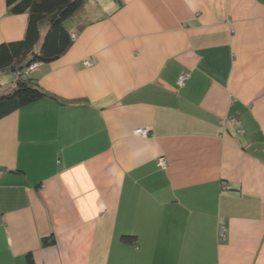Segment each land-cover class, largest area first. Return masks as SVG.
I'll return each mask as SVG.
<instances>
[{
  "label": "crops",
  "instance_id": "crops-1",
  "mask_svg": "<svg viewBox=\"0 0 264 264\" xmlns=\"http://www.w3.org/2000/svg\"><path fill=\"white\" fill-rule=\"evenodd\" d=\"M90 5L0 120V264H264V0Z\"/></svg>",
  "mask_w": 264,
  "mask_h": 264
},
{
  "label": "trees",
  "instance_id": "trees-1",
  "mask_svg": "<svg viewBox=\"0 0 264 264\" xmlns=\"http://www.w3.org/2000/svg\"><path fill=\"white\" fill-rule=\"evenodd\" d=\"M89 1L6 0L11 15L27 14L29 22L23 40L0 45V73L13 76L10 90L0 93V120L45 97L57 99L46 92L32 74L25 73L33 65L60 59L73 47L76 41L73 34L80 32L81 19L91 13ZM71 24L77 25V31L71 32ZM133 239L124 236L122 241ZM55 243L53 235L42 240L43 246Z\"/></svg>",
  "mask_w": 264,
  "mask_h": 264
},
{
  "label": "built area",
  "instance_id": "built-area-1",
  "mask_svg": "<svg viewBox=\"0 0 264 264\" xmlns=\"http://www.w3.org/2000/svg\"><path fill=\"white\" fill-rule=\"evenodd\" d=\"M73 38L77 39V34L76 33L73 34ZM84 65L86 67H91L93 65V63L91 61H86V62H84ZM35 67H36V65L31 66L26 71L25 74L27 76L31 75L33 73ZM188 78H189V75L188 74H186V73L181 74L179 76V78H178V82H177L178 83V86L181 87V88H183L186 85V82L188 81ZM136 134L139 135V136H142V137H146L148 135V132L146 130H138L136 132ZM159 164H160V166L162 168H166L167 167V163H166V161L164 159H161L159 161ZM219 236L220 237H224V231L223 230L220 231Z\"/></svg>",
  "mask_w": 264,
  "mask_h": 264
},
{
  "label": "rangeland",
  "instance_id": "rangeland-1",
  "mask_svg": "<svg viewBox=\"0 0 264 264\" xmlns=\"http://www.w3.org/2000/svg\"><path fill=\"white\" fill-rule=\"evenodd\" d=\"M89 3L92 4V0H90ZM2 86H3L2 88L3 90L8 91L12 86L11 81L9 80L8 82L4 83Z\"/></svg>",
  "mask_w": 264,
  "mask_h": 264
}]
</instances>
